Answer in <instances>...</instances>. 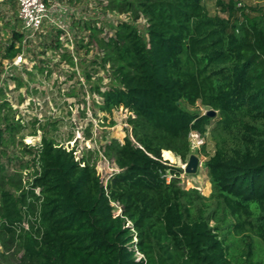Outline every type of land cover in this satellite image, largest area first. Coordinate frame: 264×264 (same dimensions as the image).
Returning a JSON list of instances; mask_svg holds the SVG:
<instances>
[{"label": "trees", "instance_id": "16d2710c", "mask_svg": "<svg viewBox=\"0 0 264 264\" xmlns=\"http://www.w3.org/2000/svg\"><path fill=\"white\" fill-rule=\"evenodd\" d=\"M108 1L110 8L147 24L143 32L121 21L108 38H98L93 23L80 25L91 30L90 41L81 45L96 39L100 51L93 62L112 79L105 90L97 82L92 87L102 98L99 108L112 113L122 106L133 113L124 141L112 138L102 145L120 170L105 189L90 156H78L77 146L62 143L41 123L40 144L20 140L31 159L11 169L15 157L2 146L20 133L23 138L29 125L6 112L11 105L0 92V264H11L6 256L11 250L15 256L22 252L12 264L250 262L253 244L239 255L232 252L217 221L234 218L238 233L252 230L264 243L263 9L253 7L258 15L251 16L246 5L238 6L242 0H217L224 17L211 14L205 0ZM61 32L51 48L61 47ZM22 40L23 33L14 31L0 59L16 55ZM63 56L74 64L69 52ZM35 70L44 73L41 65ZM85 77L90 81L92 73ZM185 102H200L219 114L224 137L205 161L214 207L198 202L203 197L196 189H184L183 169L163 158L175 161L177 155L186 162L191 131L204 135L213 121Z\"/></svg>", "mask_w": 264, "mask_h": 264}, {"label": "rangeland", "instance_id": "374dc122", "mask_svg": "<svg viewBox=\"0 0 264 264\" xmlns=\"http://www.w3.org/2000/svg\"><path fill=\"white\" fill-rule=\"evenodd\" d=\"M49 3L54 9L56 21L69 32L71 37H75L74 53L78 58L77 64H72L67 57L63 56V53L69 51L66 45L68 36L63 35L64 31L60 34L61 47L59 49L50 47L53 44L52 39L56 37L58 26H46L45 32L38 34L35 39L26 44V57L31 61L32 66L9 70L10 72L5 74V88L2 89L1 95L3 98H8L12 104L6 112H11L16 117H23L25 120H32H30L23 138L20 133L15 137L14 143L2 146V148L7 150L8 155L15 157L11 160L9 166L11 169L18 168L22 160L31 159L32 154L24 152L23 143L33 145L40 142L44 130L39 128L38 123L33 125V121H35L33 119L43 117L44 120L40 122L41 124L48 126L52 132L55 130L53 134L62 143L77 146L78 156L82 154L90 156L91 161L95 162L97 171H100L101 177H106L110 166H114V164H112L113 161H110L109 166L108 161L101 159L102 145L110 142L112 138L124 141V138L131 132L128 118L133 113L122 106L112 113H106L99 108L98 104L101 103L102 98L93 91L92 87L97 82L101 89L105 90L111 86L112 79L107 69H104L99 63L93 62L96 54L100 51L96 39L94 38L89 46H82L90 41L91 30L81 28L80 25H84L86 22L93 23L99 29L96 31L97 37L108 38L121 21H130L143 32L147 24L144 18L133 21L127 13L110 8L108 0H49ZM205 3L211 14L220 13L224 17L227 15L222 12L217 0H205ZM242 5H246L245 11L251 16L258 15L253 7L262 8L264 11V0H242ZM238 15L243 19L240 13ZM21 26L16 0L0 2V56L11 44L13 32H21ZM81 39H84V43L78 42ZM18 46L17 42L16 47ZM2 60L3 58L0 59V73L3 67ZM34 65L43 66L44 73L33 69ZM86 71L92 73L90 81L86 80ZM184 106L201 114H205L211 109L200 102L194 106L185 102ZM218 118L219 114L216 111L206 133L202 134L204 147L201 145L192 149L191 154H196L199 157L196 172H185L184 167L189 157L184 162L180 156L173 153L176 160L171 161L163 154V158L169 164L183 169L180 175L181 186L186 190L196 189L199 191L203 198H199L198 202H205L208 204V208L215 206V198L211 197L213 186L205 161L214 153L224 137V133L216 123ZM34 128H37L36 135H27L32 133ZM21 139L23 143L20 142ZM17 156L21 159L18 160ZM1 159L5 163L7 162L5 156ZM28 171V169L24 170V179L27 177ZM252 206L256 214L258 204L254 202ZM221 216L220 212V218ZM217 222L220 224L222 236L227 238L232 252L239 255L248 250L249 243L253 244L255 254L251 261L245 262V264H264V243L252 230L238 233L232 226L235 222L234 218L228 219L225 223L221 219ZM215 223L216 220H211V224ZM25 225L27 226L28 223L25 222ZM0 248L2 249L1 243ZM13 251L11 250L6 255L7 261L11 264L22 254L20 252L15 256ZM138 257H142V255L138 254Z\"/></svg>", "mask_w": 264, "mask_h": 264}, {"label": "built area", "instance_id": "2783aa9c", "mask_svg": "<svg viewBox=\"0 0 264 264\" xmlns=\"http://www.w3.org/2000/svg\"><path fill=\"white\" fill-rule=\"evenodd\" d=\"M5 0H0V2H3ZM16 3L18 5V15H19V19L21 21V32L23 33V40H22V45H21V50L14 55L12 58H3L2 60V69H1V78H0V92L2 91V89H4V78H5V74L8 73V71L12 70V69H22L23 67H27L31 65V61H29L26 57V44L30 41L35 39L38 34H41L42 32H45L44 29L46 26L50 27L51 25H55L58 26V30H61L64 34L63 35H67V41H66V45L69 48L68 52L70 53V55L73 58L74 64H77V56L74 53V45H75V41L74 38L75 37H71L69 35V32L62 26H60V24L56 21L55 17H54V9L51 6V4L49 3V0H16ZM238 5L241 6L242 2H238ZM76 36V35H75ZM70 44V45H69ZM19 47V46H18ZM32 66V65H31ZM35 66H33V69H35ZM9 71V72H10ZM14 77V76H13ZM9 101L8 98H5ZM34 100V99H33ZM10 105L11 102L9 101ZM16 120H19L22 124H24L25 126L29 125L30 120H25L23 119V117H16ZM33 120H37V123L39 125L40 122H42L44 119L43 117H35ZM29 127V126H28ZM30 136H35V134H27ZM2 136V131H1V126H0V138ZM42 138V137H41ZM190 140H191V148H196V147H200L201 145L204 144V139L202 137V135L198 132V131H191L190 133ZM41 142V140H40ZM33 144V145H38L40 144ZM30 145H32L30 143ZM78 150V149H77ZM101 154V159L108 161L109 166H110V159L107 158L103 152L100 151ZM78 155V154H77ZM112 162V161H111ZM112 164H114V166H110V170L107 171V175L106 177H101L100 171L98 172V175L100 176L101 182L104 185L105 189H107V185H108V181L110 179V177L115 173L118 172L120 170V168L114 163L112 162ZM97 168V167H96ZM170 177H167L168 181L170 180ZM36 191L38 192L39 190L36 189ZM115 205H117L118 207H120L118 204L113 203ZM131 224V222H129V225ZM137 254H141L143 256L142 253H140L139 251L137 252ZM140 257H138L139 259Z\"/></svg>", "mask_w": 264, "mask_h": 264}, {"label": "water", "instance_id": "95a60500", "mask_svg": "<svg viewBox=\"0 0 264 264\" xmlns=\"http://www.w3.org/2000/svg\"><path fill=\"white\" fill-rule=\"evenodd\" d=\"M206 115L210 117H214L216 115V110L215 109H210L206 112ZM199 165V157L196 154H190L189 160L186 163L185 172L186 173H194L197 171Z\"/></svg>", "mask_w": 264, "mask_h": 264}, {"label": "clouds", "instance_id": "9594fccd", "mask_svg": "<svg viewBox=\"0 0 264 264\" xmlns=\"http://www.w3.org/2000/svg\"><path fill=\"white\" fill-rule=\"evenodd\" d=\"M206 114V113H205ZM169 176V175H168Z\"/></svg>", "mask_w": 264, "mask_h": 264}]
</instances>
